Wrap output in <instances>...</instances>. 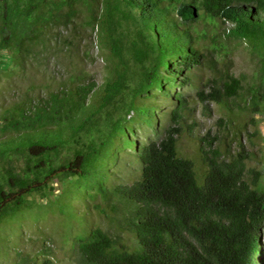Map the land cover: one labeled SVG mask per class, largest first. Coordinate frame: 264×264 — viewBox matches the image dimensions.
Returning <instances> with one entry per match:
<instances>
[{"label": "trees", "instance_id": "obj_1", "mask_svg": "<svg viewBox=\"0 0 264 264\" xmlns=\"http://www.w3.org/2000/svg\"><path fill=\"white\" fill-rule=\"evenodd\" d=\"M199 22L223 28L205 53L191 33ZM222 39L256 59L251 80L230 72ZM88 43L107 64L100 85L83 67ZM25 70L41 82L0 106V224L57 182L52 199L92 205L107 225L79 226L74 264H262L264 169L246 168L239 141L232 153L205 135L199 170L177 138L193 114L185 89L229 125L239 114L264 123V0H0V72ZM119 162L129 177L112 184Z\"/></svg>", "mask_w": 264, "mask_h": 264}, {"label": "rangeland", "instance_id": "obj_2", "mask_svg": "<svg viewBox=\"0 0 264 264\" xmlns=\"http://www.w3.org/2000/svg\"><path fill=\"white\" fill-rule=\"evenodd\" d=\"M223 28L214 27L206 22L194 24L191 33L197 39V44L204 53L210 50L211 37L222 34ZM203 34V36H202ZM205 35V36H204ZM226 50L229 51L227 59L231 62L230 72L235 77H240L246 81L251 80L256 71V59L250 55L249 50L243 45H238L222 39ZM87 58L83 65L86 73L100 85L106 77V62L95 44L88 43ZM67 65L66 63L64 66ZM49 74L58 77L64 74V68L57 67L50 69ZM41 71L25 70L10 75L0 72V106L9 105L18 98V91L26 89L28 85L41 82ZM194 79L204 82L208 77V72L204 70L195 71ZM57 79V78H56ZM184 94L190 108H192V118L186 120L185 125L194 127L192 131H184L177 138V151L179 156L192 159L196 167L200 170V155L197 152L198 139L205 135L210 138L216 137L215 145L222 149L223 142L230 146L232 153L237 152L238 141L244 149L246 168L248 170L263 171L264 169V123L260 116L237 115L238 120L229 125L228 119L232 118L228 113L213 103L205 104L207 111L204 112L202 104L199 103L195 91L184 90ZM44 96V95H43ZM235 113V111H234ZM249 118L256 120L252 124ZM219 120H222L219 122ZM245 122V126L240 128L239 123ZM237 126V127H236ZM240 126V127H238ZM240 130V132L238 131ZM256 131V133H254ZM123 157V155H121ZM248 158V159H247ZM247 159V160H246ZM124 162H119L113 168L114 177L112 184L127 181L129 169ZM252 178L251 173H247V179ZM53 194L50 198L40 200L37 195L29 196L27 199L34 200L31 207L23 208L13 217L6 218L0 224V264H17L22 258H33L35 264H41V260H48V264H74L71 260L69 247L71 241L84 233L78 232L80 225L100 226L106 229L107 225L102 222L101 216L97 215L92 205L86 209L82 201L72 198L64 203L57 202L54 196H58L61 185L53 182ZM71 194V193H70ZM60 203V204H59ZM97 203V202H96ZM112 231V230H111ZM45 242H44V241ZM127 243H132L128 234H123V239ZM261 262L264 264V232L260 241ZM44 246L52 250V255L44 256L38 253ZM71 250L72 247H71ZM29 264H34L33 261Z\"/></svg>", "mask_w": 264, "mask_h": 264}]
</instances>
